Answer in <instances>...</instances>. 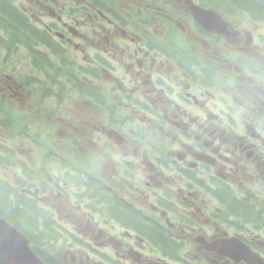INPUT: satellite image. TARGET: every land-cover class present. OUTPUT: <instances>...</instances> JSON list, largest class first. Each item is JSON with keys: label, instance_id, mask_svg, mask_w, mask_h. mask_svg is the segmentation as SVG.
Here are the masks:
<instances>
[{"label": "flooded vegetation", "instance_id": "obj_1", "mask_svg": "<svg viewBox=\"0 0 264 264\" xmlns=\"http://www.w3.org/2000/svg\"><path fill=\"white\" fill-rule=\"evenodd\" d=\"M226 1L227 10L236 13L229 17L216 10L219 22L212 27L225 26L217 32L192 14L193 4L211 7L203 0H168L165 8L157 0H140L143 11L130 15L129 25L100 0H38L47 15L42 31L49 37L30 58L41 76L27 86L19 83L18 90L1 81L12 80L9 73L0 77V90L9 93L0 95V159L13 160V181L24 198L49 208L53 229L66 228L54 215L61 211L74 217L79 210L78 222L89 215L92 226H99L103 219L94 203L106 197L120 203L119 210H134L137 221L130 226L144 225L149 233L143 239L125 232L131 238L118 239L127 249L119 251L116 264H264V33L240 28L248 14L245 0ZM71 3L78 4L74 14ZM170 4H179L181 14H171ZM246 18L264 24V17ZM74 39L80 41L75 48H81L84 62L113 87L103 93L94 76L89 82L73 72L86 86L85 97L99 108L83 111L77 120L66 107L56 110L52 99L59 104L63 86L74 81L59 74ZM25 89L34 91L31 109L18 110L22 115L16 120L6 105L14 106L12 97L22 100ZM158 133L176 148L161 149ZM77 145L86 163L97 169H84L85 191L63 172L76 168L70 154ZM40 149L47 159L39 156ZM39 157L44 161L33 166ZM52 167L60 174L49 176L44 185ZM0 180L12 187L2 175ZM82 226L72 228L82 235ZM86 245L94 246L90 238ZM245 247L251 260L239 258V252L247 257Z\"/></svg>", "mask_w": 264, "mask_h": 264}, {"label": "rangeland", "instance_id": "obj_2", "mask_svg": "<svg viewBox=\"0 0 264 264\" xmlns=\"http://www.w3.org/2000/svg\"><path fill=\"white\" fill-rule=\"evenodd\" d=\"M42 1H45V0H42ZM61 1L65 2L66 0H61ZM100 1L102 3H107L108 5H110L114 9H116V11L119 12V14L121 15V17L123 18L124 21H128L130 15L138 13L137 10L140 9L141 11H143L142 10V4H141L140 0H100ZM204 1L209 3V4L207 3V6H211L210 8H206V9L214 8L217 10V7H218L219 8L218 11L223 12L224 14H226L229 17H232V15L230 13H233V15L236 13L233 10H231L230 12L227 10V7H228L227 3H229V2L222 3L223 0H220L222 4L218 5V0H204ZM167 2H168V0H157V3L160 5H163V8H165V3H167ZM17 4L22 9H24L26 12H28L27 14L29 15V17L31 18V20L35 24H37L40 27H43V23L47 20V15L43 14L38 9V7L36 5V0H17ZM222 5H225V7H223ZM149 8H150L149 12L151 14L155 9V2L154 1L150 3ZM181 10H182V8L179 4H170L169 5V12L171 14H181ZM245 12H247L253 18H256V16L252 15L250 10L246 9ZM74 13H72V14H74ZM248 14L244 15L241 18L240 28H249V29L253 30L255 33L262 36V33H264V24L258 23L256 21L249 19V18H246V16H248ZM141 16H142V18H145L147 15H141ZM79 42L80 41L78 39H74V43L68 44L69 46L67 48V57L69 60L74 61V63L77 62V64H79L81 66L89 65L87 62H84V60H83L81 48H79V49L75 48V44L79 43ZM42 46H43V44L39 45V47H42ZM2 49L5 51L0 50V77L4 73H9V75L13 77V79L9 80V81H6L5 78H2L1 81L3 82V84L6 85V83H8V84L14 86L15 90H18L19 88L17 89V85H19V83H22L24 85L23 78L24 79L29 78L31 80L32 77L41 76L37 71H34V69L32 67V60L28 57L29 50H27L24 47L16 48L15 51H11V52H7V49H5V48H2ZM199 57L201 58V55ZM91 76H94L96 79L99 80V83H97V81H94V84H98L99 87L101 88V90L103 91V93H107V94L111 93V90L113 89V87H110V84L107 82L106 77L99 70H95V71H93V73H90L87 79L90 80L92 78ZM81 77H82V75H81ZM14 81H16V82H14ZM167 81L171 82L176 88L178 87L176 81H174V80H167ZM52 91H53V93L58 92L56 87H53ZM22 93H24V95H25V96L21 97L22 100H19V101L15 100L14 99L15 97H12V99L9 98V101H11V100L14 101V106L13 107L11 106V110H12V112H14L13 115H14V117H16V120H18L19 115L20 116L22 115V113L20 111H28L31 109V101H32L34 91L33 90L27 91L25 89V90H22ZM60 93L61 94H60V103L59 104H57L56 98L52 97L53 102H54V108L56 110H61V109L66 107L67 109L71 110L74 113V118H73L74 120H77L76 116L81 114L83 111H86V110L93 111V112H99L98 107L91 104L86 97L78 95L71 86L69 87V86L64 85L63 91H61ZM6 94H9L6 91V89L0 90V95H6ZM166 98H173V97L166 96ZM47 100H48V105H49V98H47ZM110 102H112V99L108 98L107 104ZM9 104L11 105L10 102H9ZM18 110H20V111L17 112ZM123 110H124V108H121V111H123ZM33 117H35V113L31 112V119ZM122 117L125 119L124 116H122ZM25 123L26 122L24 120L21 121V124L23 126H25ZM26 129L33 131L34 127H27ZM158 135L160 137L158 141H160V143L162 144L161 149L165 150L167 147H171L172 149L176 148L174 146L173 142L169 141L168 136L163 135L162 133H158ZM164 142H165V144H163ZM67 152H68V150H67ZM140 154L142 155L141 151H140ZM43 155H46V159H47L48 154L44 153L43 149H40L39 156H43ZM43 161H44L43 157H39V159L34 161L32 164H33V166L37 167L39 162H43ZM70 161L79 167H83L84 169H89V171H91L92 173L97 172V171H95V168L92 169V166L86 163V161L84 160V158L80 154V151L78 152V145L76 146V148H74L72 150V153L70 154ZM12 162H13V160L8 161L7 159H0V175H2L4 178H7L9 181H11L13 183L12 187L14 188V190H16V192L24 198L25 197L24 192L20 190V188H19L20 186L17 184V182L13 181ZM63 172L67 173L68 176L70 173H72V171H70V172L63 171ZM55 173L60 174V173H58V167H56V168L52 167V168H50V170L47 173L44 174V175H46L43 177L44 185H45V182L48 181L49 176L54 175ZM111 174L112 173L109 172L106 175L110 176ZM99 177H100V174H99ZM76 179H78V180H76ZM80 179L81 178H77L76 175H73L70 181L73 182L75 187L82 188L84 186V182L81 181ZM19 184H21V182ZM81 191H85V190L81 189ZM126 199L128 201H133L131 198H128V197H126ZM133 202L136 205L140 204L139 199H137L136 201H133ZM53 210L56 211L57 209L53 208ZM81 213H82L81 211L77 210L74 217H69V215L65 211H61L60 213H56L54 215L61 223H63L65 225L66 228H61L63 230V232L65 230H70L71 232L75 233V235L77 234L76 235L77 237L82 239V240L78 241L79 244H82V248L75 246L73 244L74 241L71 240V236H68L66 242L52 244V245H50L51 241H48L46 238L38 237L37 239L39 241L38 242L39 249H41L43 251H48L45 253H48L51 256L56 257L57 259L65 262L66 264H89V262L92 261V258H94V257H91L92 253L97 252V250L99 249L98 247L100 246V244L105 239H107L110 236H114L115 231L113 229H111V227L109 226L108 228H110V229L107 231L108 233H106L105 235H103L99 239H95L94 235L97 234L99 226H94V227L92 226L93 219L89 215H87L85 217V219H86V221L91 222L90 226H87L86 221L85 222H78V216ZM0 215L4 219H6L8 222H10L8 219V216L3 215L2 213H0ZM80 224H84V227L83 226L79 227V228L84 229V232L82 235L76 229L72 228V227H74V225H80ZM107 224H108L107 221L102 220L103 226H106ZM118 228H120V227H118ZM38 233H40V232H38ZM38 235H41V234H38ZM89 238L92 240V242L94 244V246H93L94 248L91 247V245L85 244V241ZM101 247L104 250L107 249L105 245H102ZM118 248H120L119 245L114 243L110 250L113 251V250H116ZM53 257H51V258H53Z\"/></svg>", "mask_w": 264, "mask_h": 264}, {"label": "trees", "instance_id": "obj_3", "mask_svg": "<svg viewBox=\"0 0 264 264\" xmlns=\"http://www.w3.org/2000/svg\"><path fill=\"white\" fill-rule=\"evenodd\" d=\"M248 1L250 5H247L248 2L245 0L246 8L250 10L254 16L264 17V1ZM239 2L238 0L237 3ZM0 31L2 32V35H0V47L8 51H13L18 47H24L33 55L37 52V47L40 44H46V39L49 37V35L44 34L42 29L32 22L29 15L17 5V0H0ZM35 64H38V62L35 61ZM59 74L61 75V70ZM71 77L74 79V81H72L73 86L79 92H85L86 86L82 82L76 81L74 75H71ZM13 192H15L14 189L8 183L0 180V213L8 216L9 221L15 225V227L28 235L33 243V248L47 264H65L56 258H51L53 256L39 249L37 246L39 242L37 238L42 237V235H35V233L43 231L36 227L38 224L37 214L40 213V210L36 208L33 201L28 198L23 199L17 192H15L16 201H14V198H12ZM100 195L105 197L103 193ZM95 201L98 205L103 207V209H100L94 205V208H98L97 212L99 213L104 212L105 215L118 218L123 223L129 225L137 221V214L134 210L129 209V207H127L126 211L119 210L117 206H120V203L117 204L106 197L100 201ZM235 202L237 201L235 200L234 203ZM112 204L115 205L113 206ZM48 232V230H45V234ZM138 232L142 235L145 234L140 229ZM47 238L52 239L50 237Z\"/></svg>", "mask_w": 264, "mask_h": 264}, {"label": "water", "instance_id": "obj_4", "mask_svg": "<svg viewBox=\"0 0 264 264\" xmlns=\"http://www.w3.org/2000/svg\"><path fill=\"white\" fill-rule=\"evenodd\" d=\"M193 10L197 20L209 22V16ZM0 264H45L30 248L27 236L4 218H0Z\"/></svg>", "mask_w": 264, "mask_h": 264}, {"label": "bare ground", "instance_id": "obj_5", "mask_svg": "<svg viewBox=\"0 0 264 264\" xmlns=\"http://www.w3.org/2000/svg\"><path fill=\"white\" fill-rule=\"evenodd\" d=\"M126 24H130V22L129 21H124ZM14 51V50H13ZM30 175H32L33 176V178H37V174L36 173H34V172H31L30 173ZM94 205H96L98 208H100V209H103V207L102 206H100V205H98L96 202L94 203ZM96 215L97 216H100V217H110V216H107V215H105L104 214V212H96ZM139 233V232H138ZM139 234H141V233H139ZM142 235V234H141Z\"/></svg>", "mask_w": 264, "mask_h": 264}]
</instances>
